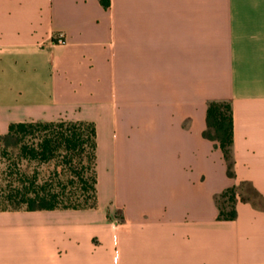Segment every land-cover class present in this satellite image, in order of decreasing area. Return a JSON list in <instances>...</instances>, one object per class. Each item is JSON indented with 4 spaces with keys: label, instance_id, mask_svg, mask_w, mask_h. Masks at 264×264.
Here are the masks:
<instances>
[{
    "label": "crops",
    "instance_id": "obj_1",
    "mask_svg": "<svg viewBox=\"0 0 264 264\" xmlns=\"http://www.w3.org/2000/svg\"><path fill=\"white\" fill-rule=\"evenodd\" d=\"M58 120L95 126L97 206L0 211V264H264V206L216 204L264 201V0H0V136Z\"/></svg>",
    "mask_w": 264,
    "mask_h": 264
},
{
    "label": "trees",
    "instance_id": "obj_2",
    "mask_svg": "<svg viewBox=\"0 0 264 264\" xmlns=\"http://www.w3.org/2000/svg\"><path fill=\"white\" fill-rule=\"evenodd\" d=\"M107 9L110 0H99ZM203 137L222 155L227 176L232 178L233 119L229 102H211L206 109ZM1 173L0 211L85 210L97 206L96 130L93 123L58 120L53 122L15 123L0 136ZM15 152V154H13ZM24 163L35 164L28 173ZM48 166L40 176L38 167ZM247 183L223 191L217 198L218 220L236 217L237 196L248 201L242 190Z\"/></svg>",
    "mask_w": 264,
    "mask_h": 264
},
{
    "label": "rangeland",
    "instance_id": "obj_3",
    "mask_svg": "<svg viewBox=\"0 0 264 264\" xmlns=\"http://www.w3.org/2000/svg\"><path fill=\"white\" fill-rule=\"evenodd\" d=\"M1 151L2 146L0 145V187L2 184V176L1 173L5 167V160L1 158ZM15 154V152L13 153ZM24 168L28 173H30L36 166L35 164H26L24 163ZM50 168L48 166H40L38 167V171H40V176L47 175ZM245 198H248L251 202H253L256 206H264V201L259 197L258 194H256L249 186L245 187L244 190H242V194Z\"/></svg>",
    "mask_w": 264,
    "mask_h": 264
},
{
    "label": "built area",
    "instance_id": "obj_4",
    "mask_svg": "<svg viewBox=\"0 0 264 264\" xmlns=\"http://www.w3.org/2000/svg\"><path fill=\"white\" fill-rule=\"evenodd\" d=\"M66 43L63 35H58V37L55 40V44L57 45H64Z\"/></svg>",
    "mask_w": 264,
    "mask_h": 264
}]
</instances>
